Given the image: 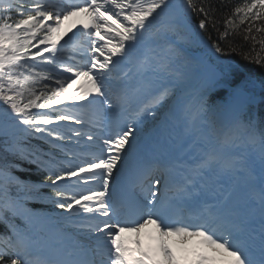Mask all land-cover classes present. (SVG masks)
I'll use <instances>...</instances> for the list:
<instances>
[{
  "label": "snow or ice",
  "instance_id": "6c2138e0",
  "mask_svg": "<svg viewBox=\"0 0 264 264\" xmlns=\"http://www.w3.org/2000/svg\"><path fill=\"white\" fill-rule=\"evenodd\" d=\"M177 8L172 0H0V264H264V120L248 114L264 74L257 80L226 56L239 49L264 68V0L224 13L223 31L213 0ZM70 17L79 27L62 35ZM192 44L206 55H192ZM202 66L201 87L174 100ZM164 108L184 158L130 168L136 133ZM17 159L44 179L15 175ZM126 173V189L113 188ZM29 201L62 211L35 213Z\"/></svg>",
  "mask_w": 264,
  "mask_h": 264
},
{
  "label": "trees",
  "instance_id": "16d2710c",
  "mask_svg": "<svg viewBox=\"0 0 264 264\" xmlns=\"http://www.w3.org/2000/svg\"><path fill=\"white\" fill-rule=\"evenodd\" d=\"M223 2L226 7L220 8L219 5L220 3ZM243 0H213V3L217 6V18L220 20V23L217 24V27L223 31V14L226 12H229L232 7H234L236 4L242 3ZM202 17H194V22L198 21ZM209 35L212 36V38L215 40L217 38V33L215 29H211L209 32ZM192 55L194 56H204L206 55L205 49L203 46L198 45V44H192L189 46ZM248 45H244L243 50L247 51L248 50ZM226 56L235 62H238L241 67H244L246 69H252L254 76L256 77L257 80L260 79L261 75L264 74V68H261L258 65L255 64H250L248 61L243 59L241 51L238 49L237 52H227L226 51ZM203 69V66L198 69L196 72H190L189 77H190V82H198L200 80V72L199 70ZM187 90V85L181 84L180 88L177 89L176 93L179 92H184ZM226 95V93H225ZM210 99L215 101L218 104H223L224 101L219 99L215 93H213L210 96ZM64 103H68V100L65 101ZM236 107V104H232V108L234 109ZM35 111V110H34ZM223 115H227V112H223ZM248 114L254 116L257 121L264 120V91H261L259 86L255 89V99L251 101L248 105ZM73 127H77V125H73ZM32 143L36 144H41L43 145L42 141L39 140H33ZM45 148H47V145H43ZM3 153L0 151V156H2ZM21 165V170H14L17 175L23 179V180H28V181H42L44 179V173L41 171L37 170L36 165L34 164H29L26 161H22L17 159L16 161ZM43 191L45 192H50V189H44ZM27 207L31 209L33 212H41V213H49V212H61L62 210L59 208H56L54 204L51 203H43L39 201H29L27 203ZM17 224H21L22 222L17 218L15 221ZM7 229L5 228L4 224L0 223V234H6Z\"/></svg>",
  "mask_w": 264,
  "mask_h": 264
},
{
  "label": "rangeland",
  "instance_id": "374dc122",
  "mask_svg": "<svg viewBox=\"0 0 264 264\" xmlns=\"http://www.w3.org/2000/svg\"><path fill=\"white\" fill-rule=\"evenodd\" d=\"M76 20H77V17H70L68 20H66L64 22V25H63L62 33L61 34L63 35L64 32H67V34H70V33L74 32V31H77V28L79 26L77 25L76 27H73V25L75 24ZM69 29H71V31H69ZM189 80H190V78L187 77L186 81L184 83H182V84L183 85H189ZM202 82H203V80L199 84H196V85H193V86H189L184 93L177 94L174 97V100L177 99V98H179L181 95L187 97L188 95L194 94L201 87ZM77 83H79V81ZM76 87H77V84H73L71 86L72 89H75ZM70 91H71V89H70ZM62 100H63V102L67 101L68 100V94H65V96L62 97ZM167 111H168L167 108L161 109L158 112V114H157V120L154 123L151 122V121H149L147 123V125H146V129L140 130L139 132L136 133V135H138L141 132H145L146 130H148L152 126H157V127L160 128L159 129V134H160V137H161L162 140H164V138L167 139L169 137L170 138H173L175 136H180L179 137L180 140H178L179 141L178 146H181L180 148L185 147V149H186V146L184 144V141L181 138V131H180V129L175 126V124H174L173 121L166 120L165 119V115H166ZM130 139H131V137H130ZM182 151L183 150L180 149L179 152H182ZM257 167H258V165H257Z\"/></svg>",
  "mask_w": 264,
  "mask_h": 264
},
{
  "label": "bare ground",
  "instance_id": "6f19581e",
  "mask_svg": "<svg viewBox=\"0 0 264 264\" xmlns=\"http://www.w3.org/2000/svg\"><path fill=\"white\" fill-rule=\"evenodd\" d=\"M152 133H149V136L151 137V140H156L157 139V135L153 132V129H151ZM153 148H155L158 152L163 153L165 150V148L156 140V142L153 144ZM174 151V150H173ZM170 152V151H169ZM167 154V153H166ZM182 155H178V157L183 156Z\"/></svg>",
  "mask_w": 264,
  "mask_h": 264
}]
</instances>
